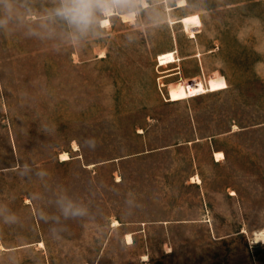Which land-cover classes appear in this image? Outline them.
<instances>
[{
	"label": "rangeland",
	"instance_id": "374dc122",
	"mask_svg": "<svg viewBox=\"0 0 264 264\" xmlns=\"http://www.w3.org/2000/svg\"><path fill=\"white\" fill-rule=\"evenodd\" d=\"M179 1L0 3V264H264V0Z\"/></svg>",
	"mask_w": 264,
	"mask_h": 264
},
{
	"label": "clouds",
	"instance_id": "9594fccd",
	"mask_svg": "<svg viewBox=\"0 0 264 264\" xmlns=\"http://www.w3.org/2000/svg\"><path fill=\"white\" fill-rule=\"evenodd\" d=\"M8 0H0V3H7ZM105 0H60V5L54 10V15L66 21L77 32L84 33L90 27L96 12L107 11L104 7ZM7 23L4 17H0V27ZM85 144L94 148V139H87ZM59 211L65 220L76 219L88 214V209L68 197H62L57 201ZM16 217L14 214L4 217V223H14ZM66 228V226H65ZM65 230V229H64ZM259 242V241H257Z\"/></svg>",
	"mask_w": 264,
	"mask_h": 264
},
{
	"label": "bare ground",
	"instance_id": "6f19581e",
	"mask_svg": "<svg viewBox=\"0 0 264 264\" xmlns=\"http://www.w3.org/2000/svg\"><path fill=\"white\" fill-rule=\"evenodd\" d=\"M179 2H180V4L183 3V5H184V3L186 2V0H180ZM110 14H113L111 12V9L110 10H107V17L103 18L102 25H106V24H108L110 22V19L108 17ZM216 154H217V156H220L223 153L222 152H217ZM255 239H256V241H260V240H263L264 241V230L263 229L262 230H259V231H257L255 233Z\"/></svg>",
	"mask_w": 264,
	"mask_h": 264
}]
</instances>
